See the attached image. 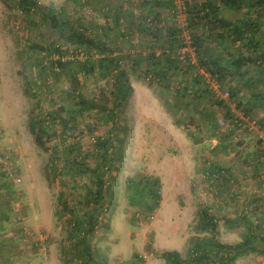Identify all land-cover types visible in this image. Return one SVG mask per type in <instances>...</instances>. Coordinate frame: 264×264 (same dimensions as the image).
<instances>
[{
	"label": "rangeland",
	"instance_id": "rangeland-1",
	"mask_svg": "<svg viewBox=\"0 0 264 264\" xmlns=\"http://www.w3.org/2000/svg\"><path fill=\"white\" fill-rule=\"evenodd\" d=\"M39 3L41 8L28 14L18 0H0V264H88L79 253L75 217L66 212L61 196L70 204L85 201L84 185L93 175L78 172V166L95 168L102 151L98 140L110 135L114 146L109 147L110 168L104 170V207L90 237L89 264H166L161 255L169 250L188 261L195 240L234 245L250 227L263 235L257 246L264 248V112L249 115L254 128L236 126L241 110L223 96L226 88L215 89L217 82L199 67L195 49L181 59V31L174 43H182L171 45L169 31L178 29L172 6H159L156 0ZM111 3L122 7L118 19L128 38H119L120 43L111 38L110 54L122 57L132 87L113 121L106 118L114 100L111 77L80 72L74 81L75 65L54 73L40 62L47 48L78 50L75 38L69 39L72 26L87 27L94 35L91 22L113 25L114 11L109 16L103 11ZM248 9H225L224 15L242 19L262 14L264 19V4ZM156 14L157 23L149 24L147 19ZM209 45L226 59L241 49L239 42L223 48L210 39ZM169 50L181 68L160 80L156 69L163 61L149 57ZM245 69L233 80L243 98L252 92L246 82L250 75L259 80L254 89L264 91L259 68L248 64ZM195 73L199 81L193 80ZM192 83L200 86L199 98L184 89ZM81 99L105 103L108 109L83 108L71 116L67 111L78 109ZM226 105L233 109L231 115ZM57 112L66 118L65 126L60 119L52 122ZM209 112L213 118H206ZM189 115L202 127H184ZM45 125L49 129L43 134ZM213 163L223 168L220 175L209 173ZM66 168H73L70 175L64 174ZM205 212L215 219L212 230L205 228ZM236 264H264V255L251 252Z\"/></svg>",
	"mask_w": 264,
	"mask_h": 264
},
{
	"label": "trees",
	"instance_id": "trees-1",
	"mask_svg": "<svg viewBox=\"0 0 264 264\" xmlns=\"http://www.w3.org/2000/svg\"><path fill=\"white\" fill-rule=\"evenodd\" d=\"M84 1L85 3L91 2V0ZM18 3L21 10L28 14L41 8L39 0H18ZM156 3L159 6L165 4L171 5L173 9L172 16H175L174 10L176 9V5L174 4V0H156ZM254 3L264 4V0H204L203 2H193L192 4L188 1L185 2L187 28L189 29L192 38L191 46L198 53V65L204 70V72L212 77L217 84H219L218 86H220V88H226L230 100L234 101L238 109L241 110L240 115L235 119L236 126L238 128L248 129L250 128L248 121L241 119V116L245 117L247 120H251L249 119V115L252 114L253 111L262 110L264 112V91L254 89V87H258L259 80L257 77L254 78L250 75L246 82L249 86L248 88L252 89V92L247 98H243V93H240L241 90H239L238 85L236 86L233 83V80H235L236 77H241L246 74L247 70L245 67L248 64L257 66V68H259V75L264 74V31L263 33H260L264 19L262 14L261 16L255 17L245 15L242 19H230L224 15V10H237L243 5H247V9H251L254 6ZM119 8L122 9L120 6L117 7V9H114L111 6L103 8L104 13H107L108 16L114 11L112 14H115L116 16L111 17L114 24L106 26L100 25L96 20L91 22L90 27L93 29L94 35H89L86 32L87 27H82L80 25L78 28H74V26H70L69 39H72L73 37L75 38V49L78 48V50L75 51L76 53L74 51L73 53L69 52L72 48L70 49L67 46L58 45L50 50L47 48L46 50L48 52L40 55V62L45 71H47L48 68H51L54 73H58L61 69L75 65L77 71L76 74L73 75L74 81L80 72L88 76L101 74L102 76L111 77V80L114 81L115 89L111 92V96L114 100L110 109L107 108L105 103L100 106L91 101L81 99L78 109L72 110L69 108L67 111L71 112V116L73 112L80 113L84 110L83 108H98L100 111L108 109L109 116L106 118L113 121L115 115L124 110V104L132 90L131 84L128 80L129 74L127 69L122 67V57L117 53H115L116 55H113V53L110 54L113 49L109 48L113 43L111 38L114 39V42L116 40L118 43H120L119 38H128V34L121 29V23L118 19L119 14L117 11ZM110 9L112 12L109 11ZM107 14L105 16H107ZM155 18H159L157 14L154 15L153 19L155 20ZM65 21L68 23L67 20ZM179 31L181 30L176 27L169 31L170 39L173 41H171L173 43L171 44L173 48L182 43L180 42L178 45L175 44L177 41H180V38L177 35ZM105 39H107V42H105ZM210 39H215L218 45L223 48L228 47L229 43L236 44L239 42L241 44V49L234 53L231 59H226L221 56L220 53L218 54V52H216L215 54L212 51V48L209 45ZM36 46L37 48L44 49V47L39 44H36ZM171 52L172 50L167 52L164 51V53H161L160 55L152 54L149 57L155 59L157 62L163 61L160 68L156 69L161 78L160 80L166 78L168 71L171 70L172 73L173 71L178 72L181 68L179 61L171 56ZM80 54H83L84 57L80 58ZM55 56H58V59H56ZM163 58L164 60H162ZM133 65L136 66V61H132V66ZM193 80L199 81V75L195 73ZM243 85L246 84L243 83ZM195 86L196 85L192 83L189 87H185L184 89L187 92H195V97L199 98L198 90L200 89V86ZM191 88L194 90H191ZM204 91H206V89ZM219 103L225 105L222 101H219ZM226 110L227 115H231L233 109L227 107ZM51 115L53 114L51 113ZM207 116L214 117L210 112L206 113V118H209ZM188 117L190 122L185 123L184 127L188 128L190 124H194L197 128L202 127L203 124H201V122L194 121L193 115H189ZM56 119H60L63 122L62 125L65 126L67 120L61 116L60 112H57L55 116L52 117V122H55ZM207 121V124H211L210 119ZM261 124L264 127L263 119ZM47 129H49L48 125L42 127L43 134H45ZM53 130L56 131V129ZM38 139L41 146H43L42 138L39 137ZM119 142L121 144V141ZM98 146L102 151L96 167L91 169L88 164H85L86 166L82 169L81 166H78V172L83 173L88 171L94 176H91L90 184L84 185V190L86 192L85 203L79 201L77 202L78 205L75 203L70 204L69 201L63 198V195L61 196V203L64 205L66 212L73 213L72 216L75 217L74 231H76V235L80 236L77 241L80 249L79 253L80 256L87 257L88 264L93 259V253L91 252L90 247V237L98 225L99 216L104 207L106 190L104 170L110 168L107 164V162L110 161L108 155L110 150L109 147L114 146L111 135L109 137H100L98 140ZM261 152L264 153V150ZM262 156H264V154H262ZM69 160L71 161V159ZM72 170L73 168H66V170L63 171L64 174L70 175ZM222 171L223 168L217 166L215 163H213L212 168L209 169L210 174L218 172L220 175ZM80 203L81 205L79 206ZM204 215L206 220V223L204 224L205 228L207 230H212L215 225V219L210 218L206 212ZM72 234L74 235L75 233L73 232ZM260 237L262 238L263 235L250 227L242 241L234 245L223 244L220 242L216 243L213 238L195 240L188 261L183 260L177 250L165 251L161 256L165 259L166 264H208L209 262H213L214 264H236L240 258L251 252L264 255V248L257 246V240Z\"/></svg>",
	"mask_w": 264,
	"mask_h": 264
},
{
	"label": "built area",
	"instance_id": "built-area-1",
	"mask_svg": "<svg viewBox=\"0 0 264 264\" xmlns=\"http://www.w3.org/2000/svg\"><path fill=\"white\" fill-rule=\"evenodd\" d=\"M185 2L184 0H174V4L176 5V9L174 10L175 12V16H174V20L176 21V24L178 26V28L181 30L182 32V36H183V47L180 48L179 53H181L182 56L181 59L185 58V55L187 53V51H191L194 50L193 48H191V34L189 29L187 28V21H186V13H185ZM149 24L152 23H157V20H154L152 17H149L148 19ZM80 58L84 57L83 54L79 55ZM56 59H58V56H55ZM215 89L218 88V85L214 84ZM224 97L228 96V93H226L225 95H223ZM241 119L248 121L245 117L241 116ZM250 128H254L255 125V121H248ZM8 174L9 176H13V172L11 170H8ZM17 181H20V179H17Z\"/></svg>",
	"mask_w": 264,
	"mask_h": 264
},
{
	"label": "crops",
	"instance_id": "crops-1",
	"mask_svg": "<svg viewBox=\"0 0 264 264\" xmlns=\"http://www.w3.org/2000/svg\"><path fill=\"white\" fill-rule=\"evenodd\" d=\"M110 6H111L112 8H114V9H117V7L120 6V5H118L117 3H111Z\"/></svg>",
	"mask_w": 264,
	"mask_h": 264
}]
</instances>
